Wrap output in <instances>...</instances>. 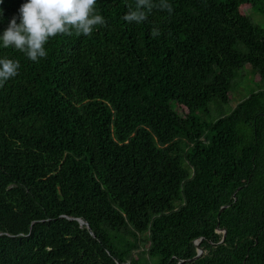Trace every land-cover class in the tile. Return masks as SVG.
I'll return each instance as SVG.
<instances>
[{
  "label": "trees",
  "instance_id": "trees-1",
  "mask_svg": "<svg viewBox=\"0 0 264 264\" xmlns=\"http://www.w3.org/2000/svg\"><path fill=\"white\" fill-rule=\"evenodd\" d=\"M24 2L0 0V33ZM260 2L168 0L137 24L134 0H97L106 26L37 62L0 42L20 63L0 87V264H178L201 237L182 264H264V88L224 109L240 69L264 82Z\"/></svg>",
  "mask_w": 264,
  "mask_h": 264
},
{
  "label": "clouds",
  "instance_id": "clouds-1",
  "mask_svg": "<svg viewBox=\"0 0 264 264\" xmlns=\"http://www.w3.org/2000/svg\"><path fill=\"white\" fill-rule=\"evenodd\" d=\"M97 0H26L18 9L19 22L13 17L0 33L4 48L13 47L26 57L37 62L47 56L45 45L57 36H91L98 26H106L105 18L96 9ZM123 20L128 23H142L147 20L153 8L173 11L168 0H134L128 4ZM2 17V10H0ZM151 35L158 37L160 32L153 28ZM20 63L8 57L0 58V87L18 75Z\"/></svg>",
  "mask_w": 264,
  "mask_h": 264
},
{
  "label": "rangeland",
  "instance_id": "rangeland-1",
  "mask_svg": "<svg viewBox=\"0 0 264 264\" xmlns=\"http://www.w3.org/2000/svg\"><path fill=\"white\" fill-rule=\"evenodd\" d=\"M260 6L264 8V0H261ZM245 13L254 23L264 28V11L258 9L256 6H250L245 10ZM259 88H264V82L258 79V76L252 72L250 67L246 66L240 69L235 75L233 88L230 91V100L224 106V109L226 112H229L241 99L246 97L251 91ZM218 113L214 111L213 115L217 116ZM217 232L221 233L222 231L217 230Z\"/></svg>",
  "mask_w": 264,
  "mask_h": 264
},
{
  "label": "water",
  "instance_id": "water-1",
  "mask_svg": "<svg viewBox=\"0 0 264 264\" xmlns=\"http://www.w3.org/2000/svg\"><path fill=\"white\" fill-rule=\"evenodd\" d=\"M225 206H226V205L222 206V207H221V210H222ZM78 221H79L80 225H86L87 228H89L88 223L85 222L84 220L78 218ZM217 230H220V231L223 232V236H222V240H223L224 237H225L226 230H225V229H219L218 227H217ZM89 231L91 232V230H89ZM91 233H92V232H91ZM201 239H202V237L199 238V239H197V240H195V242H194L195 245H196V254H195L193 257L188 258V259H180V260L178 261V264H182V263H184V262L194 261V260L198 259V258L203 254V251H204V250H203V248H201L200 245H199V242H200Z\"/></svg>",
  "mask_w": 264,
  "mask_h": 264
}]
</instances>
